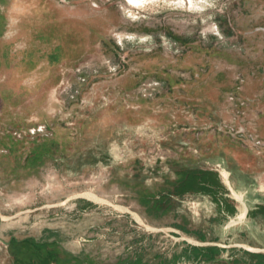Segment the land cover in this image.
<instances>
[{"label": "rangeland", "instance_id": "obj_1", "mask_svg": "<svg viewBox=\"0 0 264 264\" xmlns=\"http://www.w3.org/2000/svg\"><path fill=\"white\" fill-rule=\"evenodd\" d=\"M263 206L264 0H0V264H264Z\"/></svg>", "mask_w": 264, "mask_h": 264}, {"label": "trees", "instance_id": "obj_2", "mask_svg": "<svg viewBox=\"0 0 264 264\" xmlns=\"http://www.w3.org/2000/svg\"><path fill=\"white\" fill-rule=\"evenodd\" d=\"M213 174L209 171H201L197 169H182L177 173L176 178L166 181V185L161 188L158 194H153L150 191L141 192L145 199V205L150 211H157L170 207L172 196L182 197L188 192L193 193H209L211 192V177ZM264 207V206H263ZM209 255L205 259L210 260L217 256L212 250L208 251Z\"/></svg>", "mask_w": 264, "mask_h": 264}, {"label": "flooded vegetation", "instance_id": "obj_3", "mask_svg": "<svg viewBox=\"0 0 264 264\" xmlns=\"http://www.w3.org/2000/svg\"><path fill=\"white\" fill-rule=\"evenodd\" d=\"M9 244L8 245H10V243L11 242H8ZM20 244H27L28 245V243H26L25 241H22V242H20ZM30 246L33 248V249H36V248H38V246L36 245V244H30ZM74 258V257H73ZM214 259V258H213ZM73 260H75V259H73ZM212 260V259H211ZM32 264V263H31ZM34 264H61L60 262H59V259H55L54 261H51V259H45V260H39V262H37V263H34Z\"/></svg>", "mask_w": 264, "mask_h": 264}, {"label": "bare ground", "instance_id": "obj_4", "mask_svg": "<svg viewBox=\"0 0 264 264\" xmlns=\"http://www.w3.org/2000/svg\"><path fill=\"white\" fill-rule=\"evenodd\" d=\"M223 176L225 177L226 181H228V180H227V174H226L225 172L223 173ZM88 196H91V197H93V199H96V200H97V197L94 196V195H88ZM239 200H240V199H239Z\"/></svg>", "mask_w": 264, "mask_h": 264}, {"label": "crops", "instance_id": "obj_5", "mask_svg": "<svg viewBox=\"0 0 264 264\" xmlns=\"http://www.w3.org/2000/svg\"><path fill=\"white\" fill-rule=\"evenodd\" d=\"M222 203V201H220V204ZM226 207H228V206H226ZM220 210H221V208H220Z\"/></svg>", "mask_w": 264, "mask_h": 264}, {"label": "water", "instance_id": "obj_6", "mask_svg": "<svg viewBox=\"0 0 264 264\" xmlns=\"http://www.w3.org/2000/svg\"><path fill=\"white\" fill-rule=\"evenodd\" d=\"M0 220H1V216H0ZM7 244V242H5Z\"/></svg>", "mask_w": 264, "mask_h": 264}]
</instances>
